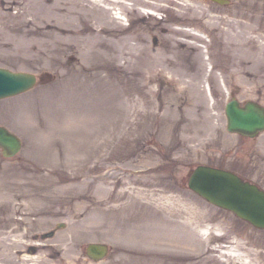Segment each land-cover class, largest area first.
Here are the masks:
<instances>
[{
  "label": "rangeland",
  "instance_id": "rangeland-1",
  "mask_svg": "<svg viewBox=\"0 0 264 264\" xmlns=\"http://www.w3.org/2000/svg\"><path fill=\"white\" fill-rule=\"evenodd\" d=\"M76 1L0 0V65L39 78L0 100L24 144L0 148V264H264V228L188 184L208 164L264 189V132L231 133L225 113L232 97L264 105V0ZM152 188L179 211L117 197ZM139 211L181 242L134 240Z\"/></svg>",
  "mask_w": 264,
  "mask_h": 264
},
{
  "label": "water",
  "instance_id": "water-1",
  "mask_svg": "<svg viewBox=\"0 0 264 264\" xmlns=\"http://www.w3.org/2000/svg\"><path fill=\"white\" fill-rule=\"evenodd\" d=\"M37 82L34 73L12 71L0 67V99L31 89ZM228 130L247 136H256L264 130V106L248 101L241 106L237 99L226 106ZM21 138L0 125V147L5 157L15 156L22 148ZM189 186L208 201L234 211L254 226L264 228V190L236 173L207 165H199L189 179ZM49 233L47 235H51ZM88 255L94 260L104 258L108 245L90 243Z\"/></svg>",
  "mask_w": 264,
  "mask_h": 264
},
{
  "label": "bare ground",
  "instance_id": "bare-ground-1",
  "mask_svg": "<svg viewBox=\"0 0 264 264\" xmlns=\"http://www.w3.org/2000/svg\"><path fill=\"white\" fill-rule=\"evenodd\" d=\"M113 2H118V3H122V6H126L127 5V2L126 1H120V0H111ZM140 3L142 4L145 0H139ZM76 2L78 3H82V1L80 2L79 0H77ZM76 5H78V10L79 11H82V12H85V9L83 6L79 5L78 3H76ZM146 3H148V1L146 0ZM103 6V5H102ZM105 7V10L107 11L108 7L107 6H103ZM122 8V7H121ZM110 9V8H109ZM124 9V7H123ZM126 194H131L132 197L133 196H137L139 195L140 196V201H139V204H140V207H146L144 205H149L147 204L146 202L142 201V200H146L147 202L149 203H152V202H157L161 205H164L165 203L166 204V207L169 205L170 209H171V212H175V211H179V209L176 208V198L174 199L173 196H165V194L161 193V190L158 189V188H152V189H139V190H127V189H123L118 195V200H122L124 199V196ZM180 206H182V204L179 202ZM171 205V206H170ZM172 205L175 206L172 207ZM150 206V205H149ZM183 207V206H182ZM181 211V210H180ZM136 219H145L144 221H147V225H145V227L143 228V230L141 229H137V230H132V231H135V232H132V231H129L128 232V235L130 237H132L134 240H138L139 238H142V237H147V235L153 239H156L158 241L161 242V240H169L170 243L172 244H176V243H180V237L179 235H177L176 233H174L171 228L169 227H165V226H162L161 224V221H162V218L160 217L159 214H150V213H147V212H144V211H139L136 213ZM173 217H175L173 215ZM150 222V223H149ZM124 224L126 222H123ZM128 227V226H127ZM174 240V241H172ZM246 264H251V263H246Z\"/></svg>",
  "mask_w": 264,
  "mask_h": 264
},
{
  "label": "flooded vegetation",
  "instance_id": "flooded-vegetation-1",
  "mask_svg": "<svg viewBox=\"0 0 264 264\" xmlns=\"http://www.w3.org/2000/svg\"><path fill=\"white\" fill-rule=\"evenodd\" d=\"M148 1V3L149 2H152V1H154V0H147ZM178 1H180V0H178ZM204 1H211V2H214V3H217V4H220V5H227V4H230L232 1H234V0H204ZM144 4H146L147 5V3H146V0L143 2ZM135 12H134V14H131V13H129L128 15H127V17H129L130 19H132V20H134L132 23L134 24V26L136 25V21H135V19H137V17H138V11L137 10H134ZM131 23V24H132Z\"/></svg>",
  "mask_w": 264,
  "mask_h": 264
}]
</instances>
